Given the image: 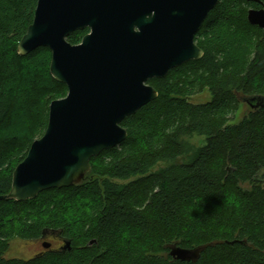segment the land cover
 <instances>
[{"label":"trees","instance_id":"obj_1","mask_svg":"<svg viewBox=\"0 0 264 264\" xmlns=\"http://www.w3.org/2000/svg\"><path fill=\"white\" fill-rule=\"evenodd\" d=\"M36 4L0 0V197L43 136L50 103L68 93L50 75L47 48L17 54ZM260 4L219 0L195 36L203 57L148 82L158 97L123 121L127 139L92 158L80 184L0 200V264H264V107L234 123L241 98H264L262 30L247 20ZM88 32L67 42L78 45ZM204 91L209 102H190ZM193 135L205 145L189 150L183 139ZM162 162L171 164L153 172ZM46 231L70 249L8 257L13 244ZM174 245L205 248L180 262L170 256Z\"/></svg>","mask_w":264,"mask_h":264},{"label":"water","instance_id":"obj_2","mask_svg":"<svg viewBox=\"0 0 264 264\" xmlns=\"http://www.w3.org/2000/svg\"><path fill=\"white\" fill-rule=\"evenodd\" d=\"M256 3L258 0H251ZM219 0H37L32 23L17 46L24 57L51 52L50 75L67 87L49 105L48 124L12 174L0 200L25 202L39 194L80 184L90 161L127 139L123 121L158 97L148 84L203 57L195 36ZM262 5V4H260ZM248 23L262 30L264 5L250 9ZM88 29L78 45L69 35ZM251 109L264 98H242ZM59 235L54 231L47 235ZM62 251L70 249L64 240ZM44 249L51 244L43 242ZM205 247H170L180 262H195Z\"/></svg>","mask_w":264,"mask_h":264},{"label":"rangeland","instance_id":"obj_3","mask_svg":"<svg viewBox=\"0 0 264 264\" xmlns=\"http://www.w3.org/2000/svg\"><path fill=\"white\" fill-rule=\"evenodd\" d=\"M242 99V98H241ZM211 100V96L207 91H204L203 93L196 95L190 99V102L194 104H203L207 103ZM250 111V107H248L247 104L243 103L241 101V105L239 108V111L237 112L235 116L234 123H237L241 120V118ZM183 141L187 144V147L189 150L191 149H197L205 145V137L193 135L190 137H185ZM190 153L188 152L184 156H182L180 159H178V163L187 162L190 158ZM170 162H162L159 163L154 169H152L153 172L158 171L164 167L169 166ZM46 241V239H45ZM41 250L40 244L37 242H27V243H15L12 245L11 250L8 254V257H14V258H20V259H30L34 257L37 253H39Z\"/></svg>","mask_w":264,"mask_h":264},{"label":"flooded vegetation","instance_id":"obj_4","mask_svg":"<svg viewBox=\"0 0 264 264\" xmlns=\"http://www.w3.org/2000/svg\"><path fill=\"white\" fill-rule=\"evenodd\" d=\"M46 239V241H45ZM43 242H48L51 244L49 249H44L42 244ZM64 239L59 235H47L43 240L37 241L38 244L41 246V250L39 253L36 254V256L43 254L45 252L49 251H62V247L64 246Z\"/></svg>","mask_w":264,"mask_h":264}]
</instances>
